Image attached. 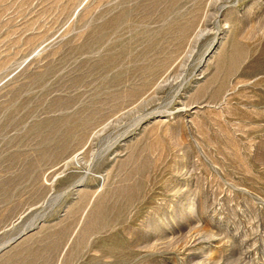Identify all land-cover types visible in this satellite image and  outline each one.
<instances>
[{
  "label": "rangeland",
  "instance_id": "1",
  "mask_svg": "<svg viewBox=\"0 0 264 264\" xmlns=\"http://www.w3.org/2000/svg\"><path fill=\"white\" fill-rule=\"evenodd\" d=\"M0 264H264V0H0Z\"/></svg>",
  "mask_w": 264,
  "mask_h": 264
}]
</instances>
